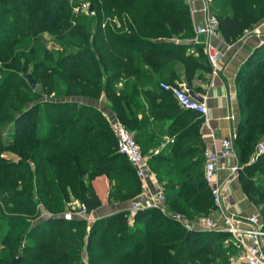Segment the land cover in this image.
Returning a JSON list of instances; mask_svg holds the SVG:
<instances>
[{"label": "trees", "instance_id": "obj_1", "mask_svg": "<svg viewBox=\"0 0 264 264\" xmlns=\"http://www.w3.org/2000/svg\"><path fill=\"white\" fill-rule=\"evenodd\" d=\"M207 1L226 41L264 17V0ZM44 32L61 49L47 47ZM193 36L186 0H0V264L17 252L8 240L21 232L26 240L18 264H230L237 248L226 232L186 228L155 208L136 210L130 222L127 208L88 223L62 217L72 198L90 211L126 205L140 188L116 150L109 121L86 101L100 95L140 149L151 138L149 117L169 121L171 156L157 151L147 158L165 202L187 218L211 210L200 116L179 107L158 85L175 82L176 61L188 87L192 78L209 74L210 62ZM26 71L38 88L25 82ZM234 85L238 121L232 142L241 164L236 175L264 228V153L245 163L264 134V41L239 65ZM258 168L263 177L252 175ZM98 177L104 198L94 187ZM38 203L51 212L39 221L31 224L17 214L31 213Z\"/></svg>", "mask_w": 264, "mask_h": 264}, {"label": "crops", "instance_id": "obj_2", "mask_svg": "<svg viewBox=\"0 0 264 264\" xmlns=\"http://www.w3.org/2000/svg\"><path fill=\"white\" fill-rule=\"evenodd\" d=\"M186 1L189 6H195L197 8L196 11L190 13L192 24L201 23L205 15V12L201 9L202 1ZM193 40L197 42L202 49L205 44L210 45V52H214L217 59L214 71L212 70V65L210 63L211 70L209 74L204 75L205 79L192 78V87H188L183 73V66L179 61H176L171 67L173 70L172 74H174L172 81L180 82L186 85L189 92H191L194 97L203 99L206 104V120L199 117L200 138L204 148L218 151L216 172L221 184V189L227 197L226 206L228 211L240 218L257 215L260 220L261 227L263 228L258 206L254 205L246 198L239 185L236 172L240 168L241 164L239 163L236 148L232 142L230 152H223L220 141L230 136L232 133L235 134L236 132L238 111L235 97L234 75L239 65L248 56L250 51L264 41V17L253 24L251 28L245 30L243 34L234 41H226L217 31L215 34L194 33ZM194 54L196 53L194 52ZM165 73L169 75L170 72L169 70H166ZM77 100L82 102L85 101L84 98H78ZM86 101L98 107L104 113L108 121L113 120L114 116L109 108L103 105L100 106V104L94 103L93 100L88 99ZM168 122V120L159 121L154 120L151 117L148 118L146 136L151 138L147 145L144 144L141 146V150L147 158L149 155L153 154L154 149L171 156L169 153L170 148L168 143L172 141L173 135H169L166 132V125ZM179 152L180 154L184 153L182 150H179ZM248 158L245 163L254 161H248ZM174 161L175 163L177 162V166L181 165L179 162L180 159L179 161L176 159ZM151 164L148 163L152 174L149 185L152 189L161 188V183L158 182L157 176L154 169L151 167ZM238 164H240V166H238V168L233 172L231 170L232 166H237ZM97 179L100 182L103 181V178L98 177L95 179L94 183L97 182ZM128 204L129 202L126 205H122V203H114V206L116 209L127 208ZM102 212V207L99 206L92 211L94 214L91 218L93 219L96 216L102 215L97 214ZM88 222L89 221H87V223ZM235 247L237 250L228 258L229 263L241 264L243 256L242 248L240 246ZM261 247L264 252V236L261 238Z\"/></svg>", "mask_w": 264, "mask_h": 264}, {"label": "built area", "instance_id": "obj_3", "mask_svg": "<svg viewBox=\"0 0 264 264\" xmlns=\"http://www.w3.org/2000/svg\"><path fill=\"white\" fill-rule=\"evenodd\" d=\"M201 9L205 12L201 23L193 25L194 33H216L217 19L208 9L207 0H201ZM86 4H81V9H85ZM195 6H189V12L196 11ZM211 65L212 70L216 67V56L214 52H210V45L205 44L203 48ZM158 85L170 92L179 107L191 109L200 117L206 120L207 107L203 99L192 96L186 85L180 82L168 83L159 81ZM109 126L115 136L116 150L122 153L131 167L139 182V192L131 198L127 206L128 220L132 214L139 209L155 208L163 215L170 217L175 221H179L186 228H194L199 230H214L226 232L228 240L233 246L242 248L243 256L241 264H264V252L261 247V238L264 236V229L261 227L260 220L257 215H250L240 218L228 211L226 202L227 197L221 189L220 181L217 177V159L218 151L204 148L202 162V177L208 185L212 200L211 212L207 214H199L195 218H187L178 212L168 208L165 202V195L161 188L152 189L149 185L152 174L149 169L147 157L141 152L139 144L135 141L130 131L117 119L109 122ZM235 134L222 139L220 145L223 152H230L232 139ZM254 148L255 155L264 153V134L256 141ZM157 150L154 149L153 153ZM252 161L253 158H250ZM238 166L233 165L231 170L234 172ZM62 217L67 220L80 218L89 220L88 211L85 205L79 202L76 208L67 209L62 212ZM247 241V243H246Z\"/></svg>", "mask_w": 264, "mask_h": 264}, {"label": "rangeland", "instance_id": "obj_4", "mask_svg": "<svg viewBox=\"0 0 264 264\" xmlns=\"http://www.w3.org/2000/svg\"><path fill=\"white\" fill-rule=\"evenodd\" d=\"M68 1H71V0H68ZM207 3H208V1H207ZM208 9L210 10V12L211 13H214V11H213V8H209V6H208ZM115 23H116V25H118V20L115 18ZM42 39L44 40V43L46 44V46L47 47H51V48H57V49H61V48H59V43L58 42H56V41H54V38L52 37V36H50L47 32H44L43 33V36H42ZM61 47V46H60ZM59 51H63V50H59ZM26 72H29V71H26ZM25 82H26V80H25ZM27 83V82H26ZM35 88H38V86H36ZM94 103H97V104H100V106L101 105H103V106H105V107H107V108H109L108 107V105H107V102L104 100V97H103V95H100L99 97H97V98H95L94 100ZM92 101V102H93ZM100 108H102V107H100ZM102 112V111H101ZM102 114L104 115V113L102 112ZM114 116V115H113ZM104 117H106L105 115H104ZM113 119H117L115 116H114V118ZM117 120H119V119H117ZM109 122H111V121H109ZM110 127V126H109ZM111 129V128H110ZM11 126H10V124H7L6 126H5V128H4V135H5V137L7 138V139H9L10 138V133H11ZM257 143V142H256ZM256 143L254 144V148H255V145H256ZM6 154V153H5ZM2 155H4V153L3 154H1V156ZM5 156H10V157H13V154L12 155H5ZM257 155H255V153H254V150H252L251 152H250V154H249V158H248V161L250 160V158H253V160H255L257 157H256ZM253 162V161H252ZM250 163V162H249ZM237 166H240V164H238ZM262 168H258V169H256L255 171H252V175H259V176H261V177H263L262 175H260L261 173L259 172L260 170H261ZM95 186V188H96V190L98 189V192H99V194H100V196L102 197V198H104L105 197V189L106 188H104V183H103V181L102 182H100L98 179H97V182H95V184H94ZM138 192H139V190H138ZM137 194V193H136ZM135 194V195H136ZM134 195V196H135ZM133 196V197H134ZM132 197V198H133ZM80 201L79 200H77L76 198H72L71 200H69V202H66V208H65V210H67V209H71V208H76V205L79 203ZM105 202V201H104ZM108 205V206H107ZM100 207H102V213H97V214H107V213H109V212H112V211H114L116 208H115V206H114V203H109V204H102ZM170 209V208H169ZM171 210V209H170ZM92 211L93 210H90V211H88V217L92 220V218H91V216L93 217V214L94 213H92ZM12 212V214H16L14 211H11ZM23 212H25V211H23ZM209 212H211V210L209 211ZM208 212V213H209ZM51 212L50 211H48V210H46L40 203H38L37 205H36V207H35V209H34V211H32L31 213H28V212H26V213H21V214H19V213H17L19 216H24V217H27L28 219H29V221L31 222V224L33 223V222H37V221H39V219H41V218H43V217H45V216H47V214H50ZM91 213V214H90ZM8 214H11V213H8ZM197 215H199V214H197ZM197 215H195V216H192L191 217V219H193V218H195ZM16 216V215H15ZM90 219L89 220H86V219H82V220H84V221H89L90 222ZM129 222L131 221V219L130 220H128ZM3 233H4V225H2V226H0V241H1V237H2V235H3ZM25 240H26V238H25V235H24V233L23 232H21L20 233V235L17 237V238H12V239H9L8 241L11 243V244H15V246L14 247H16V250H17V252L18 251H20L21 250V248L23 247V244H24V242H25ZM0 247H2L1 245H0ZM1 250V249H0ZM15 253V254H11V256L7 259V264H9V262H10V260H11V258L14 256V255H18L19 256V259L21 258V255L19 254V253ZM158 253H160V252H157V254ZM156 257H158V255L156 256ZM19 259H18V261H19ZM18 261H17V264H18ZM136 263H138V262H136Z\"/></svg>", "mask_w": 264, "mask_h": 264}, {"label": "water", "instance_id": "obj_5", "mask_svg": "<svg viewBox=\"0 0 264 264\" xmlns=\"http://www.w3.org/2000/svg\"><path fill=\"white\" fill-rule=\"evenodd\" d=\"M24 79L26 80L27 84L31 87V88H34L36 87L38 84H37V81L31 76V74L29 72H25L22 74ZM190 94L192 95V93L190 92ZM193 96V95H192ZM19 259V256L18 255H14L9 264H17V261Z\"/></svg>", "mask_w": 264, "mask_h": 264}]
</instances>
